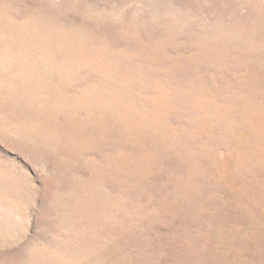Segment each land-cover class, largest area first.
<instances>
[{"label":"rangeland","instance_id":"obj_1","mask_svg":"<svg viewBox=\"0 0 264 264\" xmlns=\"http://www.w3.org/2000/svg\"><path fill=\"white\" fill-rule=\"evenodd\" d=\"M0 264H264V0H0Z\"/></svg>","mask_w":264,"mask_h":264}]
</instances>
